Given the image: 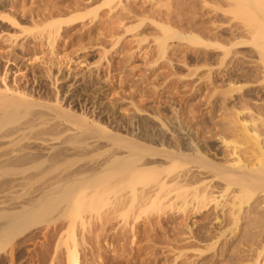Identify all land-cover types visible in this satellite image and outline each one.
<instances>
[{
	"label": "rangeland",
	"instance_id": "1",
	"mask_svg": "<svg viewBox=\"0 0 264 264\" xmlns=\"http://www.w3.org/2000/svg\"><path fill=\"white\" fill-rule=\"evenodd\" d=\"M260 1L256 9L243 0H0L1 86L5 77L6 83L21 86L32 99L59 102L72 114L88 116L89 123L94 120L108 130L120 128L124 135L147 139L158 149L182 147L194 153L198 148L205 158L178 159L155 173L134 175L132 183L116 184L105 178L107 183L85 189L86 197L76 202H95L97 212L106 210L101 207L104 202L127 204H120L109 221L104 215L107 219L96 218L91 232L77 230L81 264H264V198L239 196L234 201L242 188L238 175L225 169L245 162L251 168L256 165L250 154L257 146H252L255 141L247 136L243 123L247 128L255 121L264 123V15L257 12L264 2ZM37 107H32L35 113ZM28 110L20 111L13 121H3L6 126L0 123V134L29 120ZM52 113L27 129L32 132L0 143L3 148L14 141L12 147L8 143L0 150V202H23L56 177L108 157V150H83L99 138L97 134V139L94 134L82 139L81 145L64 142L65 135L58 140L55 125L62 115ZM260 136L264 146V131ZM100 141V146L106 144ZM58 142L74 152L71 158L35 162L46 144ZM28 146L37 155L25 160L31 166L7 154L12 148L19 159L18 152L27 153ZM154 158L167 163L160 155ZM205 161L214 168H209L211 163L206 167ZM188 168L202 180L199 186L140 207L135 191L153 183V174ZM211 188L215 191L211 197H199ZM123 195L126 200L119 201ZM60 220L56 218L51 226L65 222ZM65 238L54 264H69L74 238ZM42 242L40 235L26 250H39ZM48 254L43 264H52ZM32 260L26 253L17 264H38Z\"/></svg>",
	"mask_w": 264,
	"mask_h": 264
},
{
	"label": "bare ground",
	"instance_id": "2",
	"mask_svg": "<svg viewBox=\"0 0 264 264\" xmlns=\"http://www.w3.org/2000/svg\"><path fill=\"white\" fill-rule=\"evenodd\" d=\"M243 1H245V2L248 1L247 3L249 5L252 3V5H254L255 8L258 5V3H261L260 0H243ZM263 2H264V0H263ZM230 3H232V2L230 1ZM235 3H236V0H235ZM241 3H242V1H241ZM235 6H237V5H235ZM261 6L263 7V4ZM258 7H259L258 9H260V6H258ZM257 12L262 13L264 15V8L260 9V11H257ZM258 13H257V15H258ZM262 14L260 16H263ZM75 19H77V18H75ZM13 22H15V21H13ZM63 22H65V21H63ZM59 28H57L56 30H58ZM253 30H255V29H253ZM262 38L264 39V36H262ZM263 39H261V37H260V41ZM262 45L264 46V44H262ZM4 82H3L4 86L0 85L1 87H4V88L0 87L1 88V90H0V123H2L5 120L6 121L10 120V119H12V121H13L14 118L20 117L19 114L21 112L24 113V110H26V109L28 110L29 108L31 110H28V113L29 112H31V113L28 114L27 112H25V114L28 116L31 115V117L29 116L30 117L29 120L24 122L23 125L21 124L22 126L19 124L18 128L15 127V129H13V127H12L11 129L13 131L8 129L11 132H6V131H5V133H4V131H3V133L1 132L2 134H0V143L4 139L5 140L7 138L10 139V137H13L16 135H18V136H16L15 138H17V137L19 138L22 135L24 136L26 134V133L24 134V132L28 128L35 126L34 125L35 123L37 126L39 124L37 121H39V122L42 121L40 119L41 117L45 116L48 112L52 113V111H54V112H57L58 114H60V116L62 115V117H60V120H59L61 122L57 121L58 124L56 122V125H55V126L58 125L57 127H59V128L54 126L55 128H57L58 132L55 131L56 133L55 134L53 133V134L57 135L56 138H58V136L60 135L58 140L61 139L62 135H65L64 136L65 137L64 142H70V143L75 144V143L80 142L82 139L84 140L85 137L88 138V135H90L91 138L96 137V139L99 137L95 141L91 140L93 142L88 143V145L86 147L84 146L85 147L84 149L82 148V146L80 148H82L84 150V152H86V150L89 151V153H90V151L94 152V151L99 150L98 152H100L101 150L102 151L108 150L109 154H108V157H106L103 161L97 162L96 164L91 165L89 167L87 165L86 168L85 167L79 168V169H76V170L71 171L70 173H67L64 175L62 174V175L56 177V179L45 183V185L43 184L32 196H30L27 200H25L23 202H0V264H17L19 257L23 256L26 253H27V255H29L33 258V260H32L33 262H36L38 264L45 263L46 259L49 258L48 253H50L51 258H52L51 262H52V264H54L56 262L55 260L58 258L59 246H62L60 244L62 243V240L66 237V235L74 238L73 239L74 244H72L74 246L71 247L70 252H69V260H68L69 264H81L79 262L80 258L77 254L78 253L77 246L79 244V242H77V239H76L77 230H79V229L86 230L88 228V230L90 231L89 227H91V225H93V223H94L93 221L96 218H99V219L101 217H103L105 219L108 218V221H109L111 215L113 216V214H115L116 211L117 212L119 211L118 209L121 207L120 204L121 205L123 204V206L127 204V202H121L119 205L117 204V202H107L106 204L104 202L103 206H101V207H103V209H106V210L104 211L101 208V210L103 212L102 213H100L101 211L97 212V210L95 208L96 207L95 202H76L79 199H82L84 196L86 197L87 191H85V189L92 188V186H95V187L97 185L100 186V184H102L103 182L107 183V181H105V178H107V179L109 178L110 181H108V182H111V183L115 182L116 184H123V183L125 184L128 182L132 183V181L135 180V179L133 180L132 178H134L136 175L139 176V174H143V173L146 174V172H150V174H152V172H154V171L156 172L159 169H162V168L165 169L166 166L172 165V163L178 159H185L186 160L187 158H189L191 160V158H194V159L199 158V160H201L200 158H202L204 156V155H202V151H200L198 148L196 150H194V153L193 152L190 153L191 152L190 150H188V152L190 151L189 153H186L182 150V147H181V149L176 148V150L170 149L169 148L170 146H168L169 149H165V148H163V149L159 148L158 149L157 147H154L153 143L151 144V143L146 142V141H148L147 139L143 140L142 137L141 138L140 137L135 138L133 136L129 137L127 134L124 135L123 132H121L122 130L120 128H116V129H118V130L120 129L121 131L120 130L115 131L114 129L108 130L106 125H105L106 127L100 126V124L95 123L94 120H91L92 122L90 121L91 123H89L88 122L89 121L88 116L84 118V117H81L83 113L82 114L78 113L81 115H75L76 112L74 114H72L74 111L71 113L70 112L71 110L69 108L65 109V108L61 107V105H59V102L56 100L55 101L58 102L56 104H58V105L47 104L48 101L46 103H41L39 100V102H38L37 99L35 100V99L31 98L33 96L32 94H30V95H32V96H30L29 93L25 92L26 90L22 91V89H19L21 86L14 85V87H12V86H10L11 84H9L8 82L6 83L5 77H4ZM34 94H35V92H34ZM57 94H58V92H57ZM33 106H34V109L36 108V106H38L40 109V110H38L39 112L37 111L35 113V111L32 109ZM22 108H24V110ZM21 110H23V111H21ZM32 110L34 113L32 112ZM25 114H23V115H25ZM58 114H57V116H58ZM63 116L65 118H64V120H61V118H63ZM38 118L40 120H38ZM43 118L45 119V117H43ZM47 118H48V116H47ZM7 122L6 123L3 122L4 123L3 125L6 126ZM96 122H98V121H96ZM262 122L258 123L255 121L254 126L252 128H247L248 127L247 123H245V122L243 123V125L245 127V129L244 128L243 129L247 130V131H245V132H247L246 133L247 136L252 137V138H250L251 141H252V139L255 141V143H253L252 146H254L255 144L257 146V148L255 149L256 151L253 150L251 152L250 156L254 160H256V165L260 164V166L264 160V146L262 145V140L260 139V137H261L260 135L264 131V123H262ZM18 123H19V121H18ZM0 125H2V124H0ZM33 128H35V127H33ZM55 128H52L53 132H54ZM29 130L31 131V129H29ZM29 130H27L28 133H29ZM126 130H127V128H126ZM19 134H20V136H19ZM96 134L98 135V137L95 136ZM27 135L25 138H27ZM100 139L103 141L105 140L106 144L100 146L101 145V144L99 145ZM250 139H248V140L250 141ZM45 140H47V138ZM10 141L11 140H9L7 142L9 143V145H11L10 147H12L13 145L10 143L11 142L13 143L14 141H13V139L11 142ZM254 141H252V142H254ZM60 142H58L59 144L56 143L58 145L55 146L53 144L54 146L52 145L50 147H47V144H46L45 149H44L45 146L43 145L44 147H41V148H43L45 150V152L44 153L42 152L41 154L39 153L40 155H39V157H37L35 159V162L38 164L39 163L42 164V163H44V161L49 160V159L60 160L62 158V159L68 160L69 158H71L72 154H70V153H74V152H71V150L68 148H64V145L60 144ZM84 142H86V140ZM84 142H82V143H84ZM8 143H5L6 145L2 144L3 148H0V150L4 149L5 146H8ZM43 143L44 142H42V144ZM170 143H172V142H170ZM18 144L22 145L21 143H18ZM246 144H247V141H246ZM65 145H67V144H65ZM79 145H81V142L79 143ZM79 145H77V146H79ZM83 145H85V144H83ZM23 146H25V145L23 144ZM38 146H40V145H38ZM69 146H70V144H69ZM17 147L18 146L16 145L15 148H17ZM73 147H70V148H73ZM162 147H164V146L162 145ZM245 147H248V146H245ZM15 148L13 147V149H15ZM20 148H22V147L20 146L19 149ZM26 148H27V145H26ZM26 148H25V150L23 149V151L26 152V150H27ZM156 148L158 149V151ZM254 148H252V149H254ZM37 149L38 148H36V150ZM242 149L247 150V148H242ZM5 150H6V148H5ZM31 150H35V149H31L29 147L28 148L29 152L27 151V153H24V154L22 151H19L18 152L19 154L17 156L19 157V155L22 154L19 157V159H17V157H15L16 154L14 153L15 151L12 150V148L10 150H8L9 153H7V154L8 155L10 154L11 157L13 156L14 159L16 158V160L18 162H20V161L23 162L25 160H27V162H28V159L30 160V158H32V156L33 157L37 156L36 154L32 155V153L34 154V153H36V151L33 152ZM245 150H243V151H245ZM8 151H6V152H8ZM10 151L11 152L13 151L15 156ZM144 152L145 153L148 152L149 158L146 157L148 154L147 153L145 154ZM195 152H196V154H195ZM86 153H85V155H87ZM80 154H82V153H80ZM8 155H6V156H8ZM156 155H160L161 157H163V159H165L163 161L167 160V163L165 162L166 165H164L165 163H163L162 160H161V162H160V160H157V159L154 160L155 159L154 156H156ZM150 156H152L153 159L150 158ZM11 157L9 156L8 158H11ZM75 157H76V155H75ZM13 158H11V161ZM202 159H205V158H202ZM202 161H204V160H202ZM9 162L10 161H8V163ZM27 162L25 161L23 164H25ZM205 162H203L202 164H204ZM251 162H253V161H251ZM36 163H34V165H36ZM210 163H211V166H209V168L213 167L212 162H210ZM210 163L207 161L206 167H208V164L210 165ZM249 164H251V163H249ZM251 165L254 166V164H251ZM28 166H31V165L28 164ZM260 166L255 167V168L254 167L251 168V166H249L246 162H245V165L242 164L241 166H238L237 168H232L231 166H225V169L228 168L227 169L228 173L230 172V173H235L236 175H238V183L242 188V190H240V192H239L240 195L237 193L238 195L234 196V199H233L234 201H236L239 198V196L244 198V199H248V200L252 199V197H254L255 195L261 196L264 198V168H263L264 166L263 167H260ZM31 169H33V168H31ZM194 172H195V170L190 168L189 170L179 171V172L173 173V174L172 173H165V174H162L159 176L156 174H153V175H155L153 178L154 179L153 183H150V185L145 184V185H143V187L140 188V190L137 188L138 190L135 191V192H137L136 195L139 196V198L141 200L142 205H140V207H142L143 204L145 205V203L146 204L149 202L151 203V202H154L156 200H159V201L167 200L170 197H172V195H175L177 192L180 193V190L183 191V190H186L188 188H192V187L195 188V186L202 183L201 182L202 180L197 178V176L194 174ZM110 173H116V174H113L112 175L113 177H112L111 175L109 176ZM117 175H118V177L115 178L114 176H117ZM111 178H115V179H111ZM196 188H198V187H196ZM206 189L201 191V193H199V197L207 198L211 194H213V192H215V191H213L212 188H211V190L209 189L210 191L206 190ZM132 195H134V194H132ZM240 199L241 198H239L238 200H240ZM125 200H126V196L123 195L122 198L120 197L119 201H125ZM104 204L106 205V208H104L105 207ZM123 206H122V208H123ZM125 207L127 208V206H125ZM131 207H129V208H131ZM116 208H117V210H116ZM52 215L55 216L54 217L55 220L57 218V220L61 219V220H64L65 222L62 224L61 223L57 224L55 226L53 225V227H52L51 225L55 221L52 218L50 219V216H52ZM103 215L106 216L107 218L104 217ZM55 223H56V221H55ZM81 232L85 233L84 231H81ZM40 235L45 240V242H42L40 244L41 248L39 250H36V248H35V249H32L31 251H27L26 248L30 244L29 242L36 240ZM56 237L59 238L60 241L56 242ZM84 241H86V240H84ZM53 246H55L54 250L51 249ZM38 248H39V246H38Z\"/></svg>",
	"mask_w": 264,
	"mask_h": 264
}]
</instances>
